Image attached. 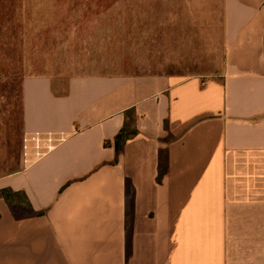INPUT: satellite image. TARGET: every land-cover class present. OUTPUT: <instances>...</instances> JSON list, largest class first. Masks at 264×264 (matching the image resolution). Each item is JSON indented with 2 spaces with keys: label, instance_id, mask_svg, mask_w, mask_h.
Here are the masks:
<instances>
[{
  "label": "crops",
  "instance_id": "obj_1",
  "mask_svg": "<svg viewBox=\"0 0 264 264\" xmlns=\"http://www.w3.org/2000/svg\"><path fill=\"white\" fill-rule=\"evenodd\" d=\"M222 42L208 80L25 76L24 132L67 140L0 179L43 214L0 200V264H264V0H222ZM129 109L138 134L117 154Z\"/></svg>",
  "mask_w": 264,
  "mask_h": 264
},
{
  "label": "rangeland",
  "instance_id": "obj_2",
  "mask_svg": "<svg viewBox=\"0 0 264 264\" xmlns=\"http://www.w3.org/2000/svg\"><path fill=\"white\" fill-rule=\"evenodd\" d=\"M223 69L222 0H1L0 179L24 168L25 76L208 80ZM253 163L264 175V158Z\"/></svg>",
  "mask_w": 264,
  "mask_h": 264
},
{
  "label": "trees",
  "instance_id": "obj_3",
  "mask_svg": "<svg viewBox=\"0 0 264 264\" xmlns=\"http://www.w3.org/2000/svg\"><path fill=\"white\" fill-rule=\"evenodd\" d=\"M124 116V125L113 140L114 148L117 154L121 152L122 148L128 140L134 138L138 134V130L136 128L135 110L129 109L125 111ZM105 145H110V143L106 142ZM165 158L166 151H161L158 176L159 183L162 181L163 177L167 173V167L164 165ZM0 200L5 201V203L11 210L13 217L16 220H21L29 217H38L43 215L41 212H37L34 210L27 195L23 191H14L10 188L0 189Z\"/></svg>",
  "mask_w": 264,
  "mask_h": 264
},
{
  "label": "built area",
  "instance_id": "obj_4",
  "mask_svg": "<svg viewBox=\"0 0 264 264\" xmlns=\"http://www.w3.org/2000/svg\"><path fill=\"white\" fill-rule=\"evenodd\" d=\"M67 140L64 132H25L22 139V162L24 167L37 163Z\"/></svg>",
  "mask_w": 264,
  "mask_h": 264
}]
</instances>
